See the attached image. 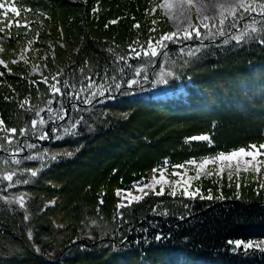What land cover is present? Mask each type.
<instances>
[{"label":"trees","instance_id":"obj_1","mask_svg":"<svg viewBox=\"0 0 264 264\" xmlns=\"http://www.w3.org/2000/svg\"><path fill=\"white\" fill-rule=\"evenodd\" d=\"M5 3L21 15L9 11L0 25L5 26L0 58L7 64L0 65V264H264L259 249L233 251L227 243L264 241L261 174L257 179L243 172L239 180L232 174L231 186L228 174L200 177L195 189L205 196L211 190L212 200L150 190L118 209L128 201L116 195L118 189L132 191L142 178L147 182L165 160L170 170L193 158L264 142V23L249 25L244 18L228 28L234 17L228 18L224 30L230 37L169 42L155 65V58L143 54L133 58L131 49L141 51L150 37L155 43L172 31L161 12L153 11L157 0ZM10 20L27 27L9 30ZM233 36H242V42ZM196 48L198 53L188 55ZM26 49L28 60L17 59ZM33 64L44 66L41 74L30 73ZM161 71L171 73L166 83L157 82ZM112 76L139 83L92 98L98 89L87 88L88 78L112 84ZM44 77L49 83L60 80L65 95L54 97ZM158 84L183 90L168 98L142 94ZM88 98L91 103H84ZM41 117L46 123L33 127L31 121ZM13 128L15 134L4 130ZM41 133L48 138L39 139ZM199 135L210 142L190 140ZM28 168L38 169L37 176ZM10 173L12 182L3 179ZM24 180L29 182L16 183ZM221 194L223 199L215 198ZM21 196L23 208L17 202ZM156 233L167 238L156 241Z\"/></svg>","mask_w":264,"mask_h":264},{"label":"snow or ice","instance_id":"obj_2","mask_svg":"<svg viewBox=\"0 0 264 264\" xmlns=\"http://www.w3.org/2000/svg\"><path fill=\"white\" fill-rule=\"evenodd\" d=\"M18 3L19 0H16ZM187 5L189 8L195 6L194 0H162V2L157 6L159 9L162 10V13L168 17L169 20H172L175 16V12L177 9H180V15H184V6ZM217 7L225 8V5H217ZM235 8L242 9L243 12L241 15L237 18L235 16V12H232V15L234 17L233 22L228 24V28H236L237 23L239 20L244 19V13H247L249 16H251L253 13H255L258 16L264 17V0H236L234 4H229L227 7V10L231 11ZM9 11L16 17H19L21 15V9L15 7V6H6L5 0H0V25H3L4 20L3 18H6ZM24 11H31V9H24ZM95 11V9H94ZM155 11V9H153ZM187 19V18H186ZM211 18L208 16L204 17V20H210ZM117 21H111L110 23H116ZM155 24L156 21H153ZM252 23H264V21H256L255 18H253ZM220 25L222 26L220 29V34H224V28L225 20H220ZM13 26L20 28V27H27V25H21L19 23V20H10L6 27L10 30ZM107 27V25H106ZM134 27H139V25H134ZM201 27L204 29H209L208 23H201V24H192L189 20L186 27H184L182 30L177 27L176 30L164 33L159 36L158 39L155 40V43H153V38H149L147 42V47L142 48L141 51H137V49L132 48L131 52L134 53L133 58H139L141 54H143L144 57L148 58H155L158 55H160V52L162 49H166L168 47V43L175 44L180 41L185 40H192L195 36V39L199 40L201 37ZM150 31H155V29H150ZM252 31H256L255 28L252 29ZM5 32V26H0V33ZM10 37V32H9ZM233 40H235L238 44L242 42L243 37L242 36H233ZM229 41L225 40L224 43L227 44ZM3 51V48H0V52ZM183 51V49H181ZM200 51V48H196L195 50H190L188 55L193 56L196 53ZM164 55H167V52L164 53ZM124 57H119V60L123 61ZM13 63H16V61H12ZM0 65H4V67H7V64L3 60H0ZM130 67V65H129ZM121 73H123V69H119ZM0 75H3V73H0ZM135 76L141 75V70L136 69ZM171 75V73H161L159 74V78L157 80L158 83H166L165 76ZM112 80V84H104L101 83L97 85L91 77L88 78V84L87 88L92 89L93 87H96L98 89L97 92L92 93V98H94L97 94L100 96H104L105 91L111 89L114 87L115 89L119 90L122 87V84H126L129 88H131L133 85H136L139 83L137 79L129 78L127 80H121L120 82H117V78L115 76H112L110 78ZM144 79L147 80V76H144ZM53 83L48 82V77H44L42 83L47 84L49 91L53 94V96H63L65 95L62 88L59 86L61 84V81L58 80L56 77H53ZM63 87L67 89L69 87L67 80L63 81ZM69 97L71 98L73 93H68ZM77 99H79L78 95L76 96ZM88 98L84 100V103H91V99ZM114 98V97H113ZM26 102V101H25ZM49 104L52 103V101H48ZM23 106V105H21ZM75 107V105H73ZM52 109H49V112H51ZM39 115V113H37ZM126 115V114H125ZM64 114H61L58 116V119H63ZM33 127H35L38 123L40 125H44L46 123L45 119L43 117L40 118L39 121L36 119H33L31 121ZM78 123V122H77ZM3 124V121H0V125ZM75 124H73V128H75ZM5 131L11 132L12 134L16 133V129H4ZM24 130H21V133L23 134ZM65 132L68 134H75L74 132H70L69 129H65ZM48 133H41L39 136V139H47ZM59 139V137H57ZM7 139V137H5ZM191 141H209L210 137L207 135H199V136H193L190 138ZM8 143H11V140H8ZM28 147H35V145H28ZM68 155H71V153H68ZM261 157H264V143L257 144H250L247 147H240L237 149H233L227 153L225 152H219L215 154V156H205L201 157L199 160L193 158L185 162V164L180 165H173V169H184L185 165H191L194 166L196 169V175L195 177L188 176L186 172L181 171H173L172 176L177 177L176 180L170 181L166 175V169L168 166L167 160L164 161V164L159 169H153V176L145 182V180L142 178L140 181L135 182L131 187L136 189L137 192L141 193L142 195H133V192L131 190H122L118 189L116 192V195L121 198V200H127L128 205H124L123 203L117 204V208L125 207L131 205L132 202H139L141 199H143V196L148 195V192L145 191V189H150L155 195L160 196L165 194V186H169L170 190L168 191V195L175 197L177 195V189H179L180 194L183 197L189 198V199H195L199 197L200 199H207L212 200L214 199L213 195L211 194V190H209V193L207 196L203 195L200 191V189L197 187L195 190H192V181L193 179H198L202 173L203 170L206 169L208 165H214L218 169V173L222 176L225 169H228V179H229V186H231V180H232V173L235 171L237 175V180H239V174L241 171L245 173H254L256 178L259 179L262 169H264V159H261ZM39 156H29L26 157V159L33 160V159H39ZM52 159H56L55 156L52 157ZM15 163L19 164L20 161L16 160ZM25 171L29 172L31 176L35 177L38 174V169L34 170L31 168L25 169ZM159 173V175H157ZM212 173H207V175H211ZM12 173L6 175L3 177L4 180L12 182L13 180ZM28 183V180L24 181H17L16 183ZM13 186L11 183L9 184V187ZM159 186V191H156V187ZM237 190L240 188V184L237 183L236 185ZM258 187L260 189H264V180H260ZM239 196V191H237V197ZM216 199H223L224 197L222 194L218 197H215ZM19 206L21 208L24 207V199L23 196L19 197L18 201ZM101 203L103 201L101 200ZM27 219V217H25ZM144 231H147L145 229ZM167 236L162 233H156L153 237L156 241H162L166 239ZM228 244L233 245V251H240L243 250L245 253H247L248 250L252 249L253 247L259 249L260 252H264V241H260L259 243H255L249 240L247 242H244L242 240H230L227 241Z\"/></svg>","mask_w":264,"mask_h":264},{"label":"rangeland","instance_id":"obj_3","mask_svg":"<svg viewBox=\"0 0 264 264\" xmlns=\"http://www.w3.org/2000/svg\"><path fill=\"white\" fill-rule=\"evenodd\" d=\"M157 1H158V4L156 6H154L153 9H155V11L159 10L161 12V14L167 19L168 25L172 31L176 30L177 27H179L182 30L184 27L187 26L189 20L191 21L192 24H201V23H208L209 24V29H204L201 27V29H200L201 30V37L199 40L195 39V36H194L192 40L182 41L183 43L184 42L188 43V42H193V41H194V43H198V44H201V43L206 42V41L217 42L223 36L230 37L232 34L225 35V30H224L223 35L220 34V29L222 27L220 25V20L221 19L225 20V25L223 26V28H226V25H227L226 20L228 18L233 17V15H232L233 11L235 12V15H239V16L243 12V10L239 9V8H235L231 11L227 10L228 5L234 4L236 2V0H194L195 6H193L191 8H189L187 5L184 6V15L183 16L180 15V9H177L175 12L174 18L172 20H169L168 17L162 13V10L157 7L162 2V0H157ZM221 4L225 5V8L222 9L220 7H217V5H221ZM253 14L255 15V13H253ZM205 16H208L211 19L210 20H204ZM244 17L246 18V20L247 19L250 20L249 25H251L253 17L249 16L247 13H244ZM257 17H259V16H257ZM236 33H240V31H237ZM0 48H1V46H0ZM26 51H28V49H26L24 53L18 54L17 59L28 60ZM160 57H162V55H158L157 57H155V59H154L155 65L159 62ZM0 60H2V59L0 58ZM43 69H44L43 65L33 64L31 66V69H30L31 72L30 73L41 74ZM182 90H183L182 88H178L176 90V93H175L173 91V89H171L167 85L161 86L160 84H158V85H154V88L152 90H151V88L143 90L142 94H144L146 96L148 95V96L156 97V98L157 97L158 98H168L172 94H179L180 92H182ZM62 113L63 112H60V114H62ZM125 114L121 113L120 117H125ZM229 151H231V150H229ZM229 151H227V152H229ZM261 159H264V157H261ZM174 170L186 172L188 176H192V177H195V175H196V169L194 166H191V165H185L184 169H170V170L166 169L165 175L170 181L177 179V177L172 176V172ZM228 171H229L228 169H225L223 174L227 175ZM207 173H212V175H219L218 169L214 165H208L206 167V169L202 171L200 177L207 176ZM240 173H243V171H241ZM232 174H236L235 171H233ZM157 175H159V173H157ZM261 176L264 178V169H262V171H261ZM196 180L197 179H193V181H192V190H195L194 184H195ZM166 189L170 190V187L165 186V190ZM145 191L148 192V191H150V189H145ZM156 191H159V186L156 187ZM132 192H133V195H142L141 193L137 192L136 189H133ZM178 192H179V189H177V193ZM259 242L260 241H255L254 245H255V243H259Z\"/></svg>","mask_w":264,"mask_h":264}]
</instances>
